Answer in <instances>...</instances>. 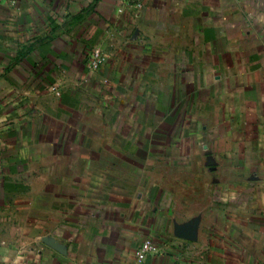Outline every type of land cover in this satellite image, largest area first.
Listing matches in <instances>:
<instances>
[{
  "label": "crops",
  "instance_id": "obj_1",
  "mask_svg": "<svg viewBox=\"0 0 264 264\" xmlns=\"http://www.w3.org/2000/svg\"><path fill=\"white\" fill-rule=\"evenodd\" d=\"M0 264H264V0H0Z\"/></svg>",
  "mask_w": 264,
  "mask_h": 264
},
{
  "label": "built area",
  "instance_id": "obj_2",
  "mask_svg": "<svg viewBox=\"0 0 264 264\" xmlns=\"http://www.w3.org/2000/svg\"><path fill=\"white\" fill-rule=\"evenodd\" d=\"M104 60V55L99 50L94 49L92 59L90 60L88 66L92 69H96ZM50 88L56 95L60 94L56 85H52ZM154 249L155 247L151 239L146 238L142 240L136 247L137 260L142 261L146 257L147 253L153 251Z\"/></svg>",
  "mask_w": 264,
  "mask_h": 264
}]
</instances>
